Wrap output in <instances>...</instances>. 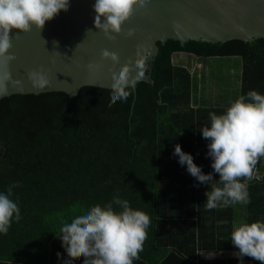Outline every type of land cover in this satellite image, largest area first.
<instances>
[{"label":"trees","instance_id":"1","mask_svg":"<svg viewBox=\"0 0 264 264\" xmlns=\"http://www.w3.org/2000/svg\"><path fill=\"white\" fill-rule=\"evenodd\" d=\"M158 45L153 82H138L136 93L112 107L111 89L97 86H84L75 96L53 91L0 100V192L19 181L11 199L21 215L7 234L0 233V264H63L68 256L57 238L62 224L117 194L151 219L133 264H241L237 256L201 253L238 250L230 241L233 225L264 221V179L249 182L247 205L204 207L210 185L189 174L174 148L179 144L190 153L203 173L213 172L199 129L209 125L210 112L228 107L191 105L193 75L173 55L238 56L240 94H264V38L185 45L169 39ZM213 177L219 179L214 172Z\"/></svg>","mask_w":264,"mask_h":264},{"label":"clouds","instance_id":"2","mask_svg":"<svg viewBox=\"0 0 264 264\" xmlns=\"http://www.w3.org/2000/svg\"><path fill=\"white\" fill-rule=\"evenodd\" d=\"M148 2L95 0L94 26L109 40H114L123 32L125 22L137 10L145 8ZM68 9L69 0H0V84L12 79L11 72L7 70L9 62L15 59L14 53L10 52L12 32H30L33 26L42 31L46 22ZM127 35L133 36L134 29H129ZM101 58L111 60L113 64L119 63L118 53L108 49L102 50ZM87 67L92 71L100 65L89 63ZM146 70V59L138 50L134 62L130 57L118 71L112 72L108 106L126 101L132 95L135 83L145 78ZM28 75L35 87L42 88L48 84L42 72L32 71ZM208 121L209 125H202L199 131L208 141L207 155L212 158L211 168L219 179H214L213 172L203 173L192 155L184 152L179 144L175 145L174 155L199 183L210 185L205 193L204 207L207 210L247 205L251 203L249 182L264 179L257 169L258 163L264 159V94L250 90L246 96L241 95L232 102L225 112H210ZM17 186L19 181L10 185L6 192H0L2 234H7L13 220L19 222L21 219L20 208L11 199L13 188ZM113 205L120 210L116 211ZM150 225L147 213L134 209L128 200L117 194L105 206H92L85 214L62 224L60 235L56 236L68 256L63 264H73L80 257L84 258L83 264H133L140 258ZM230 241L238 249L235 255L241 264L245 256L264 264V221L234 224Z\"/></svg>","mask_w":264,"mask_h":264},{"label":"water","instance_id":"3","mask_svg":"<svg viewBox=\"0 0 264 264\" xmlns=\"http://www.w3.org/2000/svg\"><path fill=\"white\" fill-rule=\"evenodd\" d=\"M94 3L95 0H69V9L46 22L42 31L33 26L30 32H12L10 52L15 59L7 69L12 79L0 84V100L12 94L53 91L75 96L84 86L111 89L112 72L130 57L134 62L139 50L146 59L148 73L135 83L136 93L138 82H153L152 62L159 53V41L173 39L185 45L191 40L223 43L264 38V0H149L145 8L125 22L121 34H113L114 40L95 28ZM129 29H134L131 37L127 35ZM104 49L118 53L119 63L102 60ZM89 63L100 67L90 71ZM32 71L44 73L48 84L35 87L28 75ZM236 252L209 251L203 255L229 258Z\"/></svg>","mask_w":264,"mask_h":264},{"label":"rangeland","instance_id":"4","mask_svg":"<svg viewBox=\"0 0 264 264\" xmlns=\"http://www.w3.org/2000/svg\"><path fill=\"white\" fill-rule=\"evenodd\" d=\"M202 61L204 62L206 69L208 71L211 70V76L208 74V76L203 80L197 73L196 77L193 78L196 94L199 95V97L202 96L203 98L212 100V105H215L216 96H218V98L228 97L229 101H235L241 95V59L238 56H216L202 58ZM184 62L200 64L201 61L195 58L186 60V58L179 56L177 63ZM262 160L263 159L259 162L260 164H263ZM239 205L241 206V204H237V207H239Z\"/></svg>","mask_w":264,"mask_h":264},{"label":"crops","instance_id":"5","mask_svg":"<svg viewBox=\"0 0 264 264\" xmlns=\"http://www.w3.org/2000/svg\"><path fill=\"white\" fill-rule=\"evenodd\" d=\"M184 57L186 58V60H189V59H192V58H195L200 62V64L198 63H193V62H190V63H177V59L178 57ZM173 62L177 65H183V66H186L190 72L192 73L193 75V78L196 77L197 73L200 75V77L204 80L205 77L208 76H211L210 75V71H208L206 69V66L204 64V62L202 61V57L200 56H195V55H190V54H187V53H184V52H176L174 53L173 55ZM242 76V74H241ZM195 92V85H194V91H193V98H192V104L194 107H213V106H223V107H229L231 105L232 102L234 101H229L228 97H225V98H218V96H216L215 98V105H212V100H208L206 98H203L202 96L199 97V95L196 94ZM241 96V95H240ZM262 163L263 164H258L257 165V169H258V172L259 174H264V159L262 160ZM236 250V249H235ZM203 255V253H202ZM204 256V255H203ZM236 256V255H234ZM230 258V257H229Z\"/></svg>","mask_w":264,"mask_h":264},{"label":"built area","instance_id":"6","mask_svg":"<svg viewBox=\"0 0 264 264\" xmlns=\"http://www.w3.org/2000/svg\"><path fill=\"white\" fill-rule=\"evenodd\" d=\"M243 264H255L254 260H246Z\"/></svg>","mask_w":264,"mask_h":264},{"label":"flooded vegetation","instance_id":"7","mask_svg":"<svg viewBox=\"0 0 264 264\" xmlns=\"http://www.w3.org/2000/svg\"><path fill=\"white\" fill-rule=\"evenodd\" d=\"M184 53H186V52H184ZM187 54H190V53H187ZM190 55L199 56V55H197V54H194V53H191Z\"/></svg>","mask_w":264,"mask_h":264}]
</instances>
